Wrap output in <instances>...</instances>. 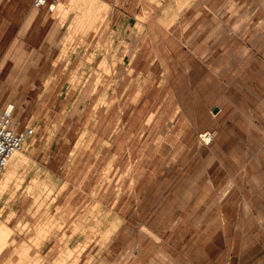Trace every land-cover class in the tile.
Wrapping results in <instances>:
<instances>
[{"label": "rangeland", "instance_id": "374dc122", "mask_svg": "<svg viewBox=\"0 0 264 264\" xmlns=\"http://www.w3.org/2000/svg\"><path fill=\"white\" fill-rule=\"evenodd\" d=\"M57 2L51 14L0 11V109L13 102V126L35 132L14 178L2 180L8 166L0 176V264H174L156 254L161 233L264 239L254 222L222 237L171 221L209 195V176L243 181L264 208V0Z\"/></svg>", "mask_w": 264, "mask_h": 264}, {"label": "crops", "instance_id": "0c3cea01", "mask_svg": "<svg viewBox=\"0 0 264 264\" xmlns=\"http://www.w3.org/2000/svg\"><path fill=\"white\" fill-rule=\"evenodd\" d=\"M59 3L61 2H58V4ZM31 8L30 0H0L1 12H15L22 17H28ZM33 24L34 20L28 25L25 35L30 33ZM92 34H97L94 29L86 33L88 36ZM23 150L24 148L21 151ZM219 152H222L221 147H219ZM25 158H27V155L23 156V154H19L13 157V159H10L7 165L8 168H5L6 171L1 177L4 182L14 178L15 173L21 168ZM213 159L214 161L211 163V166L216 164V168L220 167L224 169L227 156L216 155ZM200 180L201 179H198L197 183L200 182ZM230 180L231 183L227 186L224 183L227 180H213L210 176L204 179L205 183L210 184L211 192L207 197L203 198L197 206L192 202L191 212L187 215L181 213L179 216L172 217L171 221L173 222V228L180 227V225L187 228H216L219 229V233H221L222 237L226 236V229H235L245 225L251 226V222L257 223L260 229H264V208L259 209V211L254 209L251 198L247 197L244 192L241 191L243 181H239L236 178ZM55 183L56 182H52L51 184L53 190H56V188H53L56 185ZM195 184L194 177H190L186 185L187 191L191 185V194L193 196L195 195ZM222 191L224 192L221 196L220 193ZM238 194H241L239 198H237ZM162 196H164V194H162ZM165 198L166 197H163L162 200L164 201ZM263 200L264 196L261 197V202ZM191 201L192 199L188 200L189 205ZM209 203L212 204V206H208ZM241 204H243L242 208H244V210H250L251 213H254V215H252L253 218L250 213L244 212L243 209H241ZM161 208L162 212L159 221L163 229L165 223L163 214L166 208L163 204ZM200 208H202V211L196 215V211ZM173 211H175V209H173ZM234 211H236V213H233ZM54 221L55 219H50L48 227L55 226V223H53ZM193 236V234L190 235L191 238H193ZM204 236L206 239H172L171 236L165 237V234L161 233V239H155V246L157 247L156 254L162 258L169 259L174 264H225L227 262V257H236V264H244L242 261L249 257V254L253 250L260 252L261 258L264 257V239H208L209 235ZM117 242L118 239H108V252H112L111 250ZM196 242H198V245H196ZM50 243L51 239H48L44 242V245L46 246ZM143 244L144 242L140 239L131 242L132 246L134 245L137 248V245H139L140 247V250L133 253L130 257L132 260L140 259V255L144 249ZM234 245H238L237 254ZM243 254L247 256L244 257Z\"/></svg>", "mask_w": 264, "mask_h": 264}, {"label": "built area", "instance_id": "2783aa9c", "mask_svg": "<svg viewBox=\"0 0 264 264\" xmlns=\"http://www.w3.org/2000/svg\"><path fill=\"white\" fill-rule=\"evenodd\" d=\"M32 8L36 10H44L46 13L51 14L55 11L56 0H30ZM15 112V104L7 102L0 109V173L4 170L11 155L20 149L22 143L27 141L33 134L34 129L30 126H25L22 129H17L13 126V117ZM207 134L206 140L204 135L201 136V141L204 144L210 143L212 134Z\"/></svg>", "mask_w": 264, "mask_h": 264}, {"label": "bare ground", "instance_id": "6f19581e", "mask_svg": "<svg viewBox=\"0 0 264 264\" xmlns=\"http://www.w3.org/2000/svg\"><path fill=\"white\" fill-rule=\"evenodd\" d=\"M57 7H59V5H58V2H57V4H56V8H55V10L57 9ZM62 9V8H61ZM57 11H58V9H57ZM56 11V12H57ZM59 12V11H58ZM33 16H34V14H31V16H30V19H32L33 18ZM64 16V15H63ZM16 124V123H15ZM13 125H14V123H13ZM204 135V140H206V135L207 134H203ZM202 136V135H201ZM29 140V139H28ZM27 140V141H28ZM27 141H24L23 143H22V145H21V147H20V149H18L17 151H15L12 155H11V157L9 158V160H8V162H7V164H6V166H5V168L7 167V165H8V163H9V161H10V159L11 158H13V157H16L18 154L17 153H19L23 148H24V145L27 143ZM17 154V155H16ZM5 168H4V170H5ZM3 170V171H4ZM3 171L0 173V176H1V174L3 173ZM14 173V172H13Z\"/></svg>", "mask_w": 264, "mask_h": 264}, {"label": "water", "instance_id": "95a60500", "mask_svg": "<svg viewBox=\"0 0 264 264\" xmlns=\"http://www.w3.org/2000/svg\"><path fill=\"white\" fill-rule=\"evenodd\" d=\"M218 110H219V108H218V107H213V108H212V113H214V114H215V113H217V112H218Z\"/></svg>", "mask_w": 264, "mask_h": 264}]
</instances>
